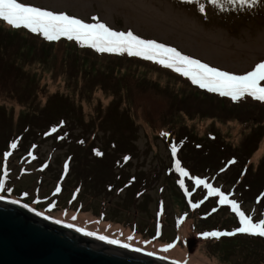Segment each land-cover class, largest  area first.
Segmentation results:
<instances>
[{
	"label": "rangeland",
	"instance_id": "obj_1",
	"mask_svg": "<svg viewBox=\"0 0 264 264\" xmlns=\"http://www.w3.org/2000/svg\"><path fill=\"white\" fill-rule=\"evenodd\" d=\"M20 2L66 12L85 22H94L92 18L98 17L100 22L113 30H131L143 39L174 47L184 55L237 75L246 74L258 63L264 62V0H257L255 4L252 0H248L247 4H241L240 0L235 3L230 0H217V3L212 0H192L191 3L184 0ZM0 27L4 28L0 29V34L13 29L4 21H0ZM17 31L36 40L37 48L47 43L51 47L43 49L47 51L43 56L45 63H40L37 58L23 71L15 70L11 76L4 77L2 74L0 77V104L5 105L6 114L13 119L9 124L10 120L2 118L5 115L0 116V182L4 184L0 196L3 199L16 200L24 207L27 205L26 208L53 223L59 220L57 224L66 227L72 224L74 227L70 229L83 235L87 231L96 233L89 237L97 240H100L97 238L99 235L119 240L120 244L112 245L123 247V244H128L130 247L123 248L172 264H264V245L256 249L241 247L239 251L224 256L220 250L230 248L236 240L229 238L226 240L228 246H224L226 243L222 244L221 239L203 238L202 232L220 231L221 224L232 229L238 227L239 218L231 211L230 205H224L216 213L210 212L215 206L209 211L200 210L203 203L212 202L213 197L214 205L219 207V197L208 196L203 185H195V180L188 178L191 173L187 168L184 169L189 176H180L175 168L178 156L172 155V144L163 135L168 129L172 130L169 118L174 121V127L185 125L194 133L204 135L213 122V117L209 116L225 114L223 111L231 109L236 119L248 116L251 119L260 118L264 102L251 97L233 102L229 97H221L193 85L187 77L172 69L140 57L126 53L101 54L66 38L47 41L28 30ZM13 52L14 47H11L7 55ZM29 88L34 90L35 97L33 101L25 102ZM191 90L207 92L212 97L199 101L200 105H197L193 94L192 99L179 102L174 101L169 93L186 95ZM54 94L68 97L70 103L77 108L79 105L82 107L83 119L73 116L68 122L74 126L79 123L78 120L91 122V139L95 134L92 133L94 127L97 135L102 136L97 125L105 116L112 123V112L108 110L112 101L117 103H112V111L118 108L116 114L117 111L125 112V119L130 117L139 123L135 144L138 151L126 166V173L144 172L146 176L142 177L147 182L126 191L125 185L118 186L117 175H112L117 171L116 166L108 165L106 156L99 158V162L90 156L85 157L82 152L79 164L69 153L68 144L54 142V137L42 138L40 134L30 133L31 137L27 139L28 136L7 134V124L16 126L21 112L28 116L46 113L47 100ZM11 109L12 114L9 113ZM187 112L191 113V117L186 116ZM175 119H178L177 122ZM214 123L221 135L226 136L225 140L234 146L240 144L252 127L251 122L222 123L218 119ZM121 129L129 133V127L124 122ZM35 132L38 133V130ZM100 142L102 140L98 138L97 144L101 145ZM13 143L17 144L15 149L11 147ZM262 146V152L252 157L251 161L256 164L264 154V140ZM111 155V161L120 156L112 158ZM142 177L134 175L130 180H123L131 185V180L135 183ZM200 178L235 200L254 223L264 219L258 202H245L223 173L215 171ZM180 179L185 182L184 188L180 187ZM194 203L199 207L193 209ZM202 211L208 212L209 217ZM77 228L84 231H77ZM170 244L175 246L164 251ZM251 251H255L254 254Z\"/></svg>",
	"mask_w": 264,
	"mask_h": 264
},
{
	"label": "trees",
	"instance_id": "obj_2",
	"mask_svg": "<svg viewBox=\"0 0 264 264\" xmlns=\"http://www.w3.org/2000/svg\"><path fill=\"white\" fill-rule=\"evenodd\" d=\"M0 29L4 28L0 27ZM11 30L8 31V33L0 34V77L2 74L4 77L11 76L15 70L18 72L23 71L28 64L35 62L34 60L37 58L40 63H45L43 56L47 54V51H43V49L51 47V44L47 43L48 45L42 44L39 46L40 48H37L36 40L28 38L26 34L20 33V31L14 29ZM11 47H14V52L8 56L7 53H9ZM69 48L73 49L72 46ZM89 73H91V71ZM23 74L27 76L30 75L29 72H23ZM33 83L34 76L31 77V84ZM26 92L28 93L25 98V102L29 100L33 101V98L35 97L34 90L29 88ZM169 93L172 97H174V101L179 102L192 99L191 94H193L196 98L195 103L197 105H200L199 101L206 100L205 98L207 97H212V94L203 91L199 93L198 91L191 90L186 95L181 92ZM69 101L68 97L54 94L47 100L45 105V111H47L46 113H36V115L33 114L34 116H28L27 114H21V112L18 117L17 125L14 127L9 125L13 122V119L6 114L7 110L4 107V104H0V116L1 114L5 115L2 118L6 117L7 121L10 120L9 124H7V134H9V136H28L27 139H29L31 134L35 133L40 134L42 138L54 137V142L68 144L69 153H71L72 156L74 155L79 164L82 160L79 154L81 155L82 152L86 154L85 157L90 156L95 158L96 161H98L99 158L106 156L105 160L108 162V165L115 164L116 166L115 169H117V171L112 173V175L115 177L117 175L116 180H118V186L125 185L127 188L126 191H128V189L131 191L132 189L137 188L139 184L146 183L147 179L142 177L146 176L144 172L139 171L137 173H126V168H128L126 166L132 161V158L137 154L136 151H138L135 144L139 132V123L137 124L135 120H132L130 117L125 119V117H127V113L125 112L117 111L116 114L115 110L118 108H114L115 110L112 111L111 109L113 108V104H117L112 101L108 108V110L112 112V123L110 124L106 118L108 116H105L100 121L99 125H97L99 131L101 130L103 133L102 136L97 135L98 132L94 131V127L92 133L95 134L91 139V122L85 123L83 120H78L79 123H76V126L69 125L68 121L73 118V116L75 118H79L80 116L81 119H83V115H81L83 111L82 107L79 105L77 108ZM117 102H119V100H117ZM77 111L80 113L77 114ZM12 112L13 109L9 111L11 114ZM223 112L225 114H213L214 116H209V118L213 117V122L206 128L208 133L204 135L194 133L191 128L185 125L179 124L177 127H174V121H172V118H169L171 123L170 129L172 130L168 129L167 131L168 135L166 136L168 142H170L172 146L175 145L177 149L176 156H178V160L181 162V167L187 168L191 173V177H188L190 180L192 179L194 181V177H204V174L206 173H212L215 171L218 173L221 172L227 182L238 189L245 202H258L257 205L260 206V210L264 213V154L261 156L257 164L251 161L254 155L259 152L261 153L263 150L264 118L261 116H264V111L259 113L260 118L254 117L253 119L249 116L246 118L238 117L236 119L232 116L233 111L231 109H226ZM186 116L191 117V113L187 112ZM115 118L119 120L117 121ZM39 119H41V121ZM218 119H220L222 123H229L233 121L241 123L251 122L252 127L250 132L244 136V139H242L240 144L234 146L225 140L226 136H224V138L219 129L216 127L214 120ZM177 120L178 119H175V122H177ZM0 122L2 123L1 119ZM123 122L129 127V133H126L121 129V124ZM34 129H37L38 133H36ZM76 129L78 130L77 132L75 131ZM98 138L99 140H102V142H100L101 145L97 144ZM97 151L102 153V155H96ZM111 153L112 158L115 155L120 156L111 161L109 159ZM126 157L129 159L126 160ZM232 161H235V163H232ZM224 166H226V168L221 170ZM134 175L141 176L142 178L137 180L135 183L131 180V185H128L125 180H123V178H129L130 180V178L134 177ZM173 175L174 174H172V177ZM214 199L215 197L212 198V202L210 203H208V201L204 202L200 210L205 211L208 209L209 211L212 206H215L216 208H213L210 212L216 213L217 211L222 210L221 208H223L224 205L219 204V207H217L214 205L215 203H213L215 202ZM204 211H202V213ZM207 213L208 212H205L203 214L206 217H209ZM223 222H225V220ZM220 228L221 229H218L220 231H232L236 229L237 226L232 229L221 224ZM209 230L213 229L210 228ZM229 238L236 241L232 243L230 248L225 247V251L222 249L220 250L223 252L224 256L234 253L235 250L239 251L241 247L246 248V246H249L256 249L257 247L259 248L260 245H264V238L253 237L249 234L238 233L233 237H221L219 239L222 240V244L226 243L224 246H228V242L226 240ZM222 244L220 243V247H222ZM251 252L253 253L255 251Z\"/></svg>",
	"mask_w": 264,
	"mask_h": 264
},
{
	"label": "snow or ice",
	"instance_id": "obj_3",
	"mask_svg": "<svg viewBox=\"0 0 264 264\" xmlns=\"http://www.w3.org/2000/svg\"><path fill=\"white\" fill-rule=\"evenodd\" d=\"M191 3L192 0H184ZM217 3V0H212ZM235 3L236 0H230ZM257 0H252L255 4ZM241 4H247L248 0H240ZM222 6V5H221ZM203 11V9H201ZM94 22H85L83 19L76 18L66 12H56L45 8L20 2V0H0V21H4L14 30L25 29L30 33L38 34L47 41H59L66 38L68 41H75L81 47L94 49L97 53H111L128 56L140 57L147 61H152L162 65L165 68L172 69L175 72L187 77L193 85L210 93H217L221 97H229L233 102H239L245 97H251L257 101L264 102V62L258 63L255 68L246 74L237 75L229 71H223L217 67L209 66L188 55L182 54L174 47H168L155 40L143 39L134 34L131 30L116 31L105 23L100 22L98 17H93ZM163 135H168L164 133ZM13 149L17 147L16 143L11 145ZM177 149L172 146V155L175 156ZM11 155V153H8ZM96 155H102L99 151ZM129 159L128 157L125 158ZM235 163V161H232ZM67 167V165L65 166ZM176 171L181 177H188L189 173L181 167V162L176 160ZM7 173L5 172V177ZM195 185H203L207 189L208 196L219 197L220 205H230L231 211L239 218V226L232 231H210L202 233L203 238L233 237L240 234H249L253 237L264 238V219L254 223L252 218L241 210L240 205L220 190L213 187L206 180L194 177ZM181 188L185 187L183 179L179 180ZM4 190L3 182H0V191ZM60 191L59 188L56 189ZM163 191V190H161ZM187 192V189H186ZM191 195L190 193H187ZM0 196V199H3ZM11 203H18L13 200ZM27 207V205H25ZM162 207V206H161ZM199 207V204H192V208ZM50 218V217H49ZM75 219V217H74ZM182 223V220L180 221ZM56 223H60L59 220ZM72 228L74 225L68 224ZM77 231H84L77 228ZM85 235L95 236L96 233L84 231ZM100 240H106L109 244H120L119 240L108 239V237L99 235ZM131 239V237H130ZM123 247H130L123 244ZM170 244L164 251L174 247ZM139 251L140 249H136Z\"/></svg>",
	"mask_w": 264,
	"mask_h": 264
},
{
	"label": "water",
	"instance_id": "obj_4",
	"mask_svg": "<svg viewBox=\"0 0 264 264\" xmlns=\"http://www.w3.org/2000/svg\"><path fill=\"white\" fill-rule=\"evenodd\" d=\"M0 264H172L85 236L0 199Z\"/></svg>",
	"mask_w": 264,
	"mask_h": 264
}]
</instances>
